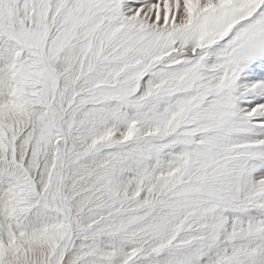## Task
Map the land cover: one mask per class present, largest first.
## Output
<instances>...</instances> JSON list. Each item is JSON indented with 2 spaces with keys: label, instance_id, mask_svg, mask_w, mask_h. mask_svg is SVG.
<instances>
[{
  "label": "snow or ice",
  "instance_id": "snow-or-ice-1",
  "mask_svg": "<svg viewBox=\"0 0 264 264\" xmlns=\"http://www.w3.org/2000/svg\"><path fill=\"white\" fill-rule=\"evenodd\" d=\"M0 264H264V0H0Z\"/></svg>",
  "mask_w": 264,
  "mask_h": 264
}]
</instances>
